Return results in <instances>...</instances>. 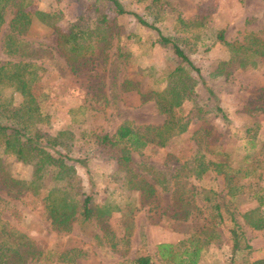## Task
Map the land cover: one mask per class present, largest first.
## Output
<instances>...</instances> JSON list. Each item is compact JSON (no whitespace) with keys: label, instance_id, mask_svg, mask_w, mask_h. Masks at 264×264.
Instances as JSON below:
<instances>
[{"label":"rangeland","instance_id":"rangeland-1","mask_svg":"<svg viewBox=\"0 0 264 264\" xmlns=\"http://www.w3.org/2000/svg\"><path fill=\"white\" fill-rule=\"evenodd\" d=\"M119 1L174 37L213 95L208 97L198 83L195 97L184 99L177 111L189 119L185 131L163 146L149 143L130 152L133 179L152 183L159 175L166 180L165 188L154 183L152 197H146L141 188H126L124 172L116 164L117 148L100 144L97 138L110 136L122 121L134 127L162 123L164 115L151 99L141 100L138 92L160 89L164 82L156 78L176 65L175 56L168 47L153 43L152 30L138 25L131 16L116 14L109 2L29 0L25 11L30 21L22 38L38 50L31 59L40 66L31 91L47 115L35 127L42 135L53 136L58 130L71 134L68 155L82 160V164L74 163L81 190L90 195L93 208L107 205L110 212L99 219L83 220L76 215L69 231L55 232L39 199L22 190L30 165L3 152L0 143V243L4 248L0 264H133L131 260L142 254L150 255L156 264H172L158 257L155 245L167 242L180 250L191 234L212 224L210 204L201 201L200 187L212 188L213 201L220 205L225 222L218 225L216 236H209L195 264L258 260L264 264V226L253 229L241 217L256 207L264 217V57L254 66L236 67L228 61L227 48L214 39L221 30L228 42H240L245 33L264 41V0H161V6L148 0ZM36 10L51 15L53 26L39 21ZM11 11L6 8L1 31L6 29ZM100 14L107 19V44L92 45L85 56L68 62L58 47L57 32L76 24L92 29ZM179 18L185 26L177 22ZM7 60L12 58L0 48V62ZM12 97L16 105L20 96L13 93ZM196 106L201 109L197 115ZM65 137L60 139L65 141ZM54 150L64 152L58 146L50 149ZM196 151L224 160L232 170V185L240 192L229 196L220 175L209 174L203 181L190 177L186 162ZM181 209L189 212L187 218H172L171 212ZM228 212L249 246L235 253L233 260ZM18 236L41 250V255L36 258L29 253L23 262L18 260ZM67 250L73 251L72 259L58 261L57 255Z\"/></svg>","mask_w":264,"mask_h":264},{"label":"trees","instance_id":"trees-1","mask_svg":"<svg viewBox=\"0 0 264 264\" xmlns=\"http://www.w3.org/2000/svg\"><path fill=\"white\" fill-rule=\"evenodd\" d=\"M102 1L109 2L116 14L131 16L138 25L152 30L155 36L153 43L168 47L176 58V65L164 77L156 78V80L164 82L160 89L138 92L141 100L151 99L155 109L164 115L162 123L156 126L134 127L127 121H122L110 136L103 134L97 138L100 144L117 148L116 164L124 172V186L126 188H141L146 197H152L153 184L159 183L162 188H165L166 180L159 175L154 178L152 183L141 178L134 180L135 174L128 166L130 152L140 151L149 143L163 146L169 138L185 131L189 119L181 116L177 111L184 99L195 97V86L198 83L204 87L208 97L211 98L213 93L205 85L198 68L184 53L174 37L163 34L153 22L124 8L119 0ZM148 2L162 5L161 0H148ZM28 3L29 0H0V48L5 56L12 58V60L0 62V143L3 152L12 154L16 161L30 165V176L21 183L25 184L22 185V190L30 192L31 195L39 199L42 212L48 219L51 229L58 233H65L69 231L76 215H79L83 220L90 217L99 219L108 216L110 209L107 205L93 208L90 205V195L81 190L80 177L76 173L74 163L82 164V160L68 155L71 134L65 130H58L53 136L42 135L35 127L36 124L45 122L47 115L41 110L31 91V84L38 78L40 70V66L31 59L36 56L38 50L33 49L22 38L30 21L25 11ZM7 7L12 8L11 17L7 22L6 29L1 31ZM34 16L45 25L53 26L52 16L48 13L36 10ZM177 22L182 26L186 25L180 18L177 19ZM86 27L76 24L75 28L70 27L67 31L57 32L58 47L68 62H74L85 56L86 50L92 45L99 44L100 47H103L107 44L110 36L106 28L107 19L104 14L97 17L92 29ZM214 39L227 48L228 61L234 62L236 67L254 66L264 57V41L250 33H245L240 42L233 43L226 41L223 32L219 30L215 33ZM73 69L75 68L72 67ZM123 82L125 85L129 83V81ZM4 90H8V93H4ZM13 93L20 96V101L16 105L12 104ZM214 109L221 112L216 105ZM194 112L197 115L201 109L196 106ZM221 116H223L222 113ZM206 130L207 128L203 127L201 131L205 132ZM245 131L251 130L245 128ZM61 136H66L65 141L60 139ZM54 146L60 147L64 152L50 151ZM186 163L187 174L193 179L203 181L205 176L213 173L221 176L223 187L229 196L240 192L239 187L232 185V170L224 160L212 159L205 156L204 153L196 151ZM213 194L211 187H200L199 189L201 201L210 204L209 209L213 217L210 227L191 234L185 240L186 247L180 250L171 243H157L155 250L161 260L172 264H195L197 262L200 250L209 242V236H216L218 225L225 222L220 205L213 201ZM188 213L187 210L181 209L171 212V216L176 220H185ZM241 217L253 229H261L264 226V217L257 207L242 213ZM227 222L229 223L227 234L231 253L230 260H233L235 253L248 249L249 246L232 212H228ZM3 249L0 243V261L4 256ZM72 252V250L62 251L56 259L58 261L71 260ZM29 253L38 258L41 255V250L34 249L25 241L24 237L18 236V260L23 262ZM131 262L133 264H156L148 254L138 255ZM258 263H261V260L249 264Z\"/></svg>","mask_w":264,"mask_h":264}]
</instances>
